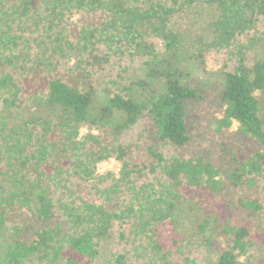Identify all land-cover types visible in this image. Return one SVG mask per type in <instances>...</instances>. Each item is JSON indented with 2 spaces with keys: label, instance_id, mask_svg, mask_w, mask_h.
<instances>
[{
  "label": "trees",
  "instance_id": "1",
  "mask_svg": "<svg viewBox=\"0 0 264 264\" xmlns=\"http://www.w3.org/2000/svg\"><path fill=\"white\" fill-rule=\"evenodd\" d=\"M35 1L0 0V264H99L113 237V264H264V233L230 223L215 197L225 184L219 168L153 148L149 164H132L120 142L146 117L161 141L186 146V104L200 98L188 82H218L215 132L235 127L254 145L228 156L226 181L264 192L255 95L264 89V0ZM213 52L226 60L208 69ZM114 58L137 63L105 84L87 82L89 68ZM109 158L119 170L97 175ZM198 190L205 200L187 194ZM11 209L45 226L24 241L29 228L8 222ZM161 224L177 236L174 251L156 238Z\"/></svg>",
  "mask_w": 264,
  "mask_h": 264
},
{
  "label": "rangeland",
  "instance_id": "2",
  "mask_svg": "<svg viewBox=\"0 0 264 264\" xmlns=\"http://www.w3.org/2000/svg\"><path fill=\"white\" fill-rule=\"evenodd\" d=\"M36 3L37 0L34 6ZM225 60L226 55L223 52H213L206 57V66L208 69H215ZM136 63H129L126 60L119 62L114 58L109 63L96 64L88 69L90 72L86 77L87 82L93 85L105 84L108 80L114 79L123 67ZM188 85L197 89L200 95L199 99L186 104L191 141L183 147H174L161 141L157 137L153 123L144 117L121 136L120 142L126 147L125 158L132 164L147 165L151 161L147 149L153 148L166 156L172 153L184 157L197 156L203 162L211 163L221 170V177L225 182L223 191L215 197L228 209L227 220L232 224L245 225L252 232L264 233V192L260 184L250 189L245 186L236 187L228 183L225 178V170L230 167L227 161L228 156L237 151L250 152L254 145L241 138L236 133L235 127L215 132L214 121L220 115L222 104L220 83L194 78L188 82ZM255 95L259 102L260 117L264 127V89L255 92ZM187 194L198 201L205 200L208 196L199 190L188 191ZM240 199L253 200L262 205V210L252 214L240 205ZM7 220L10 224L29 228V231L21 234L24 241H30L33 232L45 226L18 209H11L7 214ZM156 238L164 250L176 249L173 241L177 240V236L168 224L156 227ZM226 243L227 239L219 238L216 244L217 249L222 250ZM100 248L99 264H113V255L121 250V245L113 237L102 243ZM196 255L201 256L198 252ZM261 256L264 257V248L261 250Z\"/></svg>",
  "mask_w": 264,
  "mask_h": 264
},
{
  "label": "clouds",
  "instance_id": "3",
  "mask_svg": "<svg viewBox=\"0 0 264 264\" xmlns=\"http://www.w3.org/2000/svg\"><path fill=\"white\" fill-rule=\"evenodd\" d=\"M72 19L76 20L77 18L73 17ZM89 132H90V130L86 126L81 127L79 129V134L77 136V139L82 140L85 136H87L89 134ZM91 135L98 136V135H100V133L97 129H92ZM114 169L116 171L119 170L118 162L114 158H109L108 160H101V161L97 162V164H96V174L97 175L102 176L106 172L113 171ZM239 259H240L241 264H243V262L245 260V256H240Z\"/></svg>",
  "mask_w": 264,
  "mask_h": 264
}]
</instances>
